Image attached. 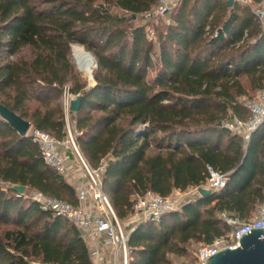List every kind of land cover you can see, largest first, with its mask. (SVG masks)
Segmentation results:
<instances>
[{"label": "trees", "instance_id": "obj_1", "mask_svg": "<svg viewBox=\"0 0 264 264\" xmlns=\"http://www.w3.org/2000/svg\"><path fill=\"white\" fill-rule=\"evenodd\" d=\"M157 1L0 0V102L62 140V95H78L75 143L91 168L106 163L101 184L120 220L149 191L203 185L208 165L228 173L222 189L137 224L128 264H173L232 234L222 213L251 221L264 205V123L248 141L223 124L248 119L251 98H240L264 89V26L238 2L179 0L152 41L137 19ZM73 44L94 56L92 84L75 69ZM0 180V227L12 225L0 230V264H94L73 221L12 189L79 203L32 137L1 117Z\"/></svg>", "mask_w": 264, "mask_h": 264}, {"label": "built area", "instance_id": "obj_2", "mask_svg": "<svg viewBox=\"0 0 264 264\" xmlns=\"http://www.w3.org/2000/svg\"><path fill=\"white\" fill-rule=\"evenodd\" d=\"M179 0H158L157 3L145 12L146 20H158L169 15ZM242 5H247L255 13L260 23L264 26V0H234ZM146 33L149 39L156 37L155 28L146 24ZM62 102L65 114L70 113L71 101L78 95L71 94L67 88L63 93ZM250 111L248 119H241L235 115L224 121V126L233 132L243 135L248 141L257 128L264 123V89L259 90L254 99L244 102ZM68 136L65 139H57L48 131L31 127L29 136L38 145L45 163L66 176L72 186L75 187L78 197V205L65 201L58 197L45 194L41 191L32 192L31 198L44 209H52L57 215L73 221L82 231L87 243L95 242L99 235L104 236V243L110 249L109 257L99 247L90 249V257L94 264H128V241L131 231L143 221H159L160 218L174 210L182 208L186 201L185 191L175 190L169 196H161L152 191L143 196H138L133 206L131 215L120 220L111 204L109 195L104 191L101 184V174L106 163L103 162L98 168H91L82 156L74 140L72 129L69 127L66 116ZM71 148L81 171L85 173L86 181L81 180L75 174V165L72 163L65 149ZM75 162V161H74ZM209 175L207 181L200 186L190 189L199 195L198 188L206 187L212 191H218L225 187L228 182V173H223L207 166ZM225 221L235 227L228 237L215 239L211 244H202L196 264H205V260L213 253L230 247L236 248L239 239L251 229L264 228V205L259 207L256 217L251 221H241L238 217L222 213ZM264 238V236H261ZM121 260V261H120Z\"/></svg>", "mask_w": 264, "mask_h": 264}, {"label": "water", "instance_id": "obj_3", "mask_svg": "<svg viewBox=\"0 0 264 264\" xmlns=\"http://www.w3.org/2000/svg\"><path fill=\"white\" fill-rule=\"evenodd\" d=\"M227 3L232 6L235 1L227 0ZM87 53L93 58L92 64L96 67L93 54L88 50ZM90 78L93 79V70ZM80 104V97L73 99L70 104V111L77 112ZM0 117L13 126L20 136L29 135V130L32 127L31 122L15 113L2 102H0ZM12 189L19 193H24L25 186L16 184L12 186ZM198 191L201 196H207L212 193V190L206 187H199ZM261 236H264V228L251 229L250 232L247 231L246 234L240 237L239 245L236 248L227 247L213 253L205 260V264H264V238Z\"/></svg>", "mask_w": 264, "mask_h": 264}, {"label": "rangeland", "instance_id": "obj_4", "mask_svg": "<svg viewBox=\"0 0 264 264\" xmlns=\"http://www.w3.org/2000/svg\"><path fill=\"white\" fill-rule=\"evenodd\" d=\"M114 12H117V13H121L120 10H118L117 8H114ZM170 15V14H169ZM169 15H167L166 17H163L161 19H158V20H146L144 18V15H139L138 16V19H137V23L141 24V25H144L146 26V24L148 25H151L155 28V33L157 34V32L159 31V28L164 25V24H167L169 23ZM152 41H156V39H150ZM77 48H84L85 47L83 45H80V44H73L72 45V49H71V59H72V62L75 66V69L77 70L78 73L81 74V76L89 83V84H92L93 83V79L90 78V74H91V71L95 68L94 65L91 63L90 67H89V71L88 73L82 69L79 64L77 63L76 61V58H75V50ZM86 50V49H85ZM87 52V50H86ZM156 56V55H155ZM260 90V89H259ZM259 90L257 91H254V92H251V96L250 97H241L240 100L241 101H244L245 99H248V98H255L257 96V93L259 92ZM64 95H62V98H63ZM33 105H36L33 104ZM66 116L68 117V123H69V127L71 129H73V124H74V121L71 119V114L69 112L66 113ZM68 128V126H67ZM68 130V129H67ZM74 165L75 167H79V164L77 162V160L74 162ZM80 169V168H78ZM81 171V170H80ZM82 172V171H81ZM85 174V173H84ZM8 184L4 181H1L0 180V188H7ZM190 189H187L185 190V192L187 193L185 196V199L186 200H190V199H193L194 197L197 196V193L195 194L194 191H191L190 192ZM24 197H30L31 198V195H32V190L28 191L27 188H25V191L24 193ZM12 225H3L0 227V230L1 232H3L5 229L7 228H11ZM202 244H193V246L191 247V250H190V254L188 256H172V260H173V264H196V260H197V254L201 248ZM121 261V260H120Z\"/></svg>", "mask_w": 264, "mask_h": 264}, {"label": "crops", "instance_id": "obj_5", "mask_svg": "<svg viewBox=\"0 0 264 264\" xmlns=\"http://www.w3.org/2000/svg\"><path fill=\"white\" fill-rule=\"evenodd\" d=\"M70 157V159L72 160V163L74 164V161H76V157L72 151V149L69 147L67 149H65ZM79 168V167H78ZM75 168V174L78 176V178H80L83 181H86V177L84 172L80 171L81 169ZM104 236L103 235H99L96 239L95 242H90L88 243L89 248H93V247H99L102 249V251L105 253V255H107V257H109V255L111 254L110 249L105 245L104 243Z\"/></svg>", "mask_w": 264, "mask_h": 264}, {"label": "bare ground", "instance_id": "obj_6", "mask_svg": "<svg viewBox=\"0 0 264 264\" xmlns=\"http://www.w3.org/2000/svg\"><path fill=\"white\" fill-rule=\"evenodd\" d=\"M75 58L79 66L88 73L93 58L86 52L84 48H77L75 50Z\"/></svg>", "mask_w": 264, "mask_h": 264}]
</instances>
